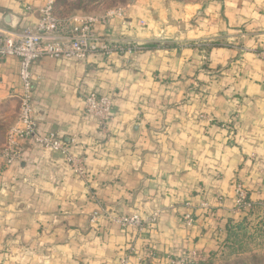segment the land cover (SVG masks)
<instances>
[{
    "label": "crops",
    "instance_id": "0c3cea01",
    "mask_svg": "<svg viewBox=\"0 0 264 264\" xmlns=\"http://www.w3.org/2000/svg\"><path fill=\"white\" fill-rule=\"evenodd\" d=\"M45 3L0 0V21L16 31L34 28ZM122 10L97 26L99 34L142 49L84 63L40 59L32 66L33 105L43 132L58 133L84 156L108 211L143 216L156 206L161 220L135 241L130 230L105 221L91 226L99 207L84 183L61 155L23 141L22 159L0 164V264H120L125 254L138 264L149 249L158 254L153 264L193 252L208 258L240 219L237 182L255 204L264 203V60L231 45L262 48L264 0L185 8L171 0H133ZM215 40L220 45L207 51L198 46ZM19 71L18 59L0 60L3 122L23 92ZM89 92L112 99L108 143L99 142L97 120L84 112ZM201 111L215 121L204 127ZM188 201L195 206L192 226L183 218Z\"/></svg>",
    "mask_w": 264,
    "mask_h": 264
},
{
    "label": "built area",
    "instance_id": "2783aa9c",
    "mask_svg": "<svg viewBox=\"0 0 264 264\" xmlns=\"http://www.w3.org/2000/svg\"><path fill=\"white\" fill-rule=\"evenodd\" d=\"M56 0H46L45 5L38 10L39 22L36 27L23 30H12L4 26L0 21V60L16 58L19 60V77L23 92L18 96L20 111L18 122L10 128L6 135V142L0 149V164L11 166L22 159L24 148L23 141H30L42 149L61 155L72 168L76 176L88 181L85 159L78 158L62 136L58 133L43 132L33 105L34 79L32 66L42 58L52 60L87 62L96 55L111 57L114 54L132 55L141 50V45L135 42H126L118 38L103 37L99 34L97 26L106 25L113 17H120L122 9H117L106 16H75L60 18L55 14ZM32 8H28L31 10ZM258 57L264 60V48L258 50ZM112 99L89 92L85 96V112L97 119L98 127L102 133H107L108 124L112 121ZM72 139V146H76L77 137ZM235 210L247 214L255 203L249 198L247 189L237 182L234 191ZM222 201L219 198V202ZM221 203V202H220ZM186 207L193 208L192 203H186ZM201 208L208 206L201 205ZM191 208V209H192ZM95 212L93 219L97 220L102 215ZM154 217L144 219L138 215L122 216L117 219L120 228L130 230L134 235V241L140 239L144 231L152 226L157 219ZM106 216H112L107 214ZM150 221V222H149ZM184 221L192 226L194 216L187 213ZM128 253H134L132 247ZM146 255L138 257V264H153L158 259L156 251L149 249ZM207 257L193 252L188 257H170L168 264H196L206 262ZM120 264H129V254L120 260Z\"/></svg>",
    "mask_w": 264,
    "mask_h": 264
},
{
    "label": "rangeland",
    "instance_id": "374dc122",
    "mask_svg": "<svg viewBox=\"0 0 264 264\" xmlns=\"http://www.w3.org/2000/svg\"><path fill=\"white\" fill-rule=\"evenodd\" d=\"M132 1L133 0H129V2L126 3L120 0H56V12L55 13L60 18H69V17H74V16L103 17L114 10L126 8L132 3ZM171 1L185 8V7L202 6L211 1L220 2L222 0H171ZM124 41L131 42L128 40H124ZM205 42L206 41L202 43L200 42L198 44L199 48L201 49L205 48L206 49L205 51L209 50L214 45H220V41L218 40H215L213 42H208V41L206 43ZM231 45L238 48V50L242 51V54L243 52L252 53L258 58V46H247L244 43H241V44L231 43ZM262 48H264V44ZM219 71L220 70H218L215 73H219ZM16 100H17L16 103L9 104L6 109V111L8 110L7 112L8 117L5 119L6 121L3 122L0 119V143L6 138L7 132L11 128V127L8 128L9 124L15 118H17V116L19 117L18 114L20 111V101L18 99ZM84 112H85V104H84ZM237 118H238V108L234 110V114L232 118V123H233L232 125L237 124L236 123ZM198 120L204 125V127L205 125H210L215 121L212 114L206 113L205 111H201L198 114ZM113 121L114 119H112V121L108 124L107 133H102L98 127L99 142L108 143L110 141L111 126H112ZM6 128L8 129L5 130ZM76 156L78 158H82V159L84 158V156L79 155L78 153H76ZM85 166H86L87 175L89 176L87 182H84L83 180L79 179L74 172L73 174L84 183L85 189L88 191L89 198L98 205L99 208L95 212L102 213V215L98 217L97 220L95 221L93 219L95 212L92 213V216L90 217V220H89V223L91 226L97 227L99 224L105 221L111 225H114L120 228L119 225L117 224V219L119 217L138 215L140 217H143L144 219H149L151 217L153 218L154 215L156 213L158 214L159 211H160L159 216L157 215V219L154 222L155 226L160 222L161 217H162V212H161V209L156 206L153 207L154 209L152 211L148 212L147 214L143 216L139 214H133V213L127 214V213L115 212L116 213L115 214L114 212L112 213L108 211V209H106V207L98 200V197H96L94 193V187H93L94 185L90 180V174L88 172L87 165ZM240 183L243 184V182H240ZM219 198L220 196H218L216 202L221 204L220 203L221 201L219 202ZM188 202L192 203V201H188ZM203 204L208 206V209H210L209 204L207 202L201 201L200 206L201 205L203 206ZM192 206H193V208L191 207L192 209L187 207L189 213H192L191 210L195 209L194 204H192ZM188 212H186L183 215V218ZM235 212L237 214H240V219L239 221L234 223L235 227L232 230V236L227 241H226V238L222 239L218 247H216V249L209 255L210 258L203 264H264V203L263 204L256 203L255 208H253V210H251L247 214H245L246 212L239 213L236 210ZM107 214L112 215V216H106ZM238 223H241L240 227H238L239 225H236ZM151 228H153V226ZM149 229L150 228L146 229L145 231ZM11 251L9 252V255L13 256L12 258L16 257L15 256L16 251L21 252V250L18 247L12 252Z\"/></svg>",
    "mask_w": 264,
    "mask_h": 264
},
{
    "label": "trees",
    "instance_id": "16d2710c",
    "mask_svg": "<svg viewBox=\"0 0 264 264\" xmlns=\"http://www.w3.org/2000/svg\"><path fill=\"white\" fill-rule=\"evenodd\" d=\"M120 1H122V2H126V3H128L129 2V0H120ZM55 12H56V5H55ZM56 14V13H55ZM240 224L241 223H238V224H236V225H239L238 227H240ZM235 225V224H234ZM234 225H231L228 229H227V237H226V241L228 240V239H230V237L232 236V230H233V228L235 227ZM210 258V256L208 257V259ZM203 263H205V262H198L197 264H203Z\"/></svg>",
    "mask_w": 264,
    "mask_h": 264
}]
</instances>
